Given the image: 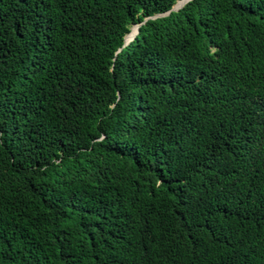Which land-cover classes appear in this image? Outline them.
I'll use <instances>...</instances> for the list:
<instances>
[{"label":"trees","instance_id":"trees-1","mask_svg":"<svg viewBox=\"0 0 264 264\" xmlns=\"http://www.w3.org/2000/svg\"><path fill=\"white\" fill-rule=\"evenodd\" d=\"M175 2L0 0V264H264V0Z\"/></svg>","mask_w":264,"mask_h":264},{"label":"water","instance_id":"water-1","mask_svg":"<svg viewBox=\"0 0 264 264\" xmlns=\"http://www.w3.org/2000/svg\"><path fill=\"white\" fill-rule=\"evenodd\" d=\"M178 1H179V0H176V2L172 5V7H171L168 11H166V12H164V13H161V14H155V15L152 16V17H156V16H161V15L168 14L171 10H177V9H179L180 7H182V6H183L188 0H187L184 4H182L181 6L177 5V2H178ZM134 26L137 27V29H136V34H137L138 31H139L138 29H139L140 24H139V25H134ZM128 34H129V33H128ZM125 36H126V35H124V37H125ZM134 36H135V34L133 35V37H134ZM124 37H123V45H126L129 41H128V42H125V41H124ZM133 37H132V38H133ZM132 38H131V39H132ZM131 39H130V40H131Z\"/></svg>","mask_w":264,"mask_h":264},{"label":"bare ground","instance_id":"bare-ground-1","mask_svg":"<svg viewBox=\"0 0 264 264\" xmlns=\"http://www.w3.org/2000/svg\"><path fill=\"white\" fill-rule=\"evenodd\" d=\"M186 1H187V0H179V1L177 2V5L181 6V5L184 4ZM136 29H137L136 26H132V27L130 28V33L124 38V41H125V42L130 41V39L133 37V35L136 34ZM134 30H135V31H134ZM132 32H134V33L132 34ZM130 34H131V35H130ZM128 37H129V38H128ZM127 38H128V39H127Z\"/></svg>","mask_w":264,"mask_h":264},{"label":"rangeland","instance_id":"rangeland-1","mask_svg":"<svg viewBox=\"0 0 264 264\" xmlns=\"http://www.w3.org/2000/svg\"><path fill=\"white\" fill-rule=\"evenodd\" d=\"M131 27H132V26H131ZM131 27H130V28H131ZM133 33H134V32H133ZM133 33H132V34H133ZM130 35H131V34H130ZM128 38H129V37H128ZM128 38H127V39H128Z\"/></svg>","mask_w":264,"mask_h":264}]
</instances>
